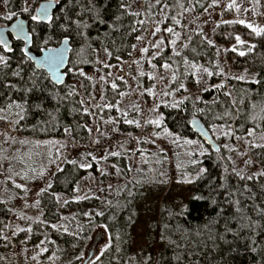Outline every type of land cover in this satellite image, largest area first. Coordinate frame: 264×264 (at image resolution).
Instances as JSON below:
<instances>
[{
  "label": "trees",
  "instance_id": "trees-1",
  "mask_svg": "<svg viewBox=\"0 0 264 264\" xmlns=\"http://www.w3.org/2000/svg\"><path fill=\"white\" fill-rule=\"evenodd\" d=\"M122 1L61 0L50 23L33 22L30 14L23 12L24 0H8L7 4L10 13L23 15L29 20L36 52L45 46L58 45L66 36L71 39L73 48L67 68L68 78L74 75L71 69L96 68L99 62L97 51H107L108 65L99 67L104 72V99L111 107H97L96 113L101 118L118 117L114 106L126 91L127 82L119 77L112 82L110 69L132 57L138 37L147 27V24H137L134 14L122 7ZM212 2L145 0V9L152 21L156 19L158 8L164 4L168 8L166 21L162 24L166 46L154 62L159 68L169 64L173 69L175 79L169 90L184 94L181 85L192 79L188 62L210 71L211 88L204 92L201 103L185 97L179 105L160 106L164 124L182 137L190 138L199 137L192 128L194 118H199L211 134L218 124H233L237 135L252 130L264 131V30L256 33L242 24L224 23L215 32L218 44L209 43L200 28L193 30L179 50L173 43L174 31L179 29L187 8L192 6L199 15ZM30 9L31 14H35L34 7ZM12 20L0 17V24L7 25ZM238 34L246 41L236 42ZM219 44L232 45L227 57L235 70L256 77V81L228 77L234 99L228 87L222 84L224 75ZM23 47L24 42L14 40V51L6 52L7 67L0 66V109H3L0 118L10 122L22 135L34 139L70 136L75 142L88 143L92 138L93 117L85 111L75 86L69 81L57 86L44 70H37L31 61L22 60L20 49ZM0 51H3L2 46ZM18 66L23 71L20 77H14L10 70H17ZM150 72L146 70L137 77L141 91L147 92L155 83ZM79 79L82 93L93 99L95 80L88 76H79ZM6 84L16 87H5ZM13 101L20 104L23 111L15 105L9 108L8 104ZM121 130L136 133L138 129L135 125L122 124ZM251 156L255 165L262 167L258 174H241L221 144L218 151L211 147L208 153L188 165V171L195 177L194 194L186 207L169 202L162 204L159 221L151 224V230L157 231L156 239L161 244L157 252H133L132 249L133 228L139 220L147 188L145 184L132 180L128 157H111L127 181L107 192L104 200L76 197L79 181L88 171H95L94 163L91 168H85L78 160H65L48 188L39 194L40 219L34 221L29 230L16 233L14 241L19 244L45 241L49 245L47 256L55 254L61 264H77L80 250L89 242L94 229L103 226L108 233V244L91 264H264V175H261L264 173V144L253 148ZM201 168L206 171L197 175ZM59 194L71 199L61 204ZM11 212L8 204L0 199V264L6 263V255L12 247V241L4 238ZM65 216L68 219L66 226L62 223Z\"/></svg>",
  "mask_w": 264,
  "mask_h": 264
},
{
  "label": "rangeland",
  "instance_id": "rangeland-1",
  "mask_svg": "<svg viewBox=\"0 0 264 264\" xmlns=\"http://www.w3.org/2000/svg\"><path fill=\"white\" fill-rule=\"evenodd\" d=\"M43 0H24L25 6L36 9ZM57 1V0H56ZM61 0H59L60 2ZM8 4V2H7ZM5 0H0V17L8 11ZM145 0H123L122 5L134 14L139 26L147 24L144 34L138 39L132 57L122 64L111 66L110 78H122L127 82V89L114 106L118 117L108 118L97 115L99 105L110 108L104 99V72L99 67L107 64V51H97L98 66L96 68L71 69L74 74L69 83L75 86L81 95L87 111L93 117L90 126L92 138L88 143H78L68 136L65 139H34L14 130L11 123L0 118V199L11 208L10 224L4 238L12 241V247L6 255L5 264H61L55 254L47 256V242L21 244L14 241L16 233L29 230L34 221L41 217L38 197L41 191L48 188L54 174L61 168L65 160H78L85 168L95 171L81 178L77 186L79 199L96 197L105 199L107 192L126 183L121 176V169L111 161L113 155H125L129 160L132 180L146 185L147 194L141 203L140 217L133 228V252L150 250L157 252L161 244L157 241V231L151 230L153 221H159L161 206L169 202L177 207H186L194 194V175L188 171V165L208 153L211 147L200 137H182L164 124V116L160 112L163 104L179 105L185 97L192 98L197 104L203 101V94L211 88L210 71L202 66L188 62V79L183 85V95L170 91L169 85L175 79V73L169 64L159 68L154 58L166 46L162 24L168 12L164 4L158 8L156 19H149L145 9ZM17 17L15 14L12 19ZM244 21L245 23H240ZM224 23H237L247 26L254 32L264 30V0H213L210 7L197 15L192 6L186 10V16L180 22L179 29L174 31V44L177 50L182 48L191 37L195 28L203 30L205 37L218 44L216 29ZM5 23L0 24L4 26ZM159 29V31H157ZM34 33V32H33ZM237 36L243 42L246 38ZM38 39H35V41ZM237 42V40H236ZM221 49L220 65L224 75L222 84L234 99L229 87L228 77H243V80L256 81L254 74L235 70L227 53L232 45L219 44ZM147 49V51H142ZM0 55L7 57L6 52ZM1 66V65H0ZM150 70L155 83L147 92L141 91L137 85V77ZM79 76H88L95 80L90 100L81 90ZM159 121V123H153ZM122 122V123H121ZM122 124L137 127L136 133L122 132ZM212 136L225 147L241 174H258L261 165H255L251 156L253 148L264 144V131H249L245 135H237L234 125H215ZM164 154V155H163ZM61 204L70 200L65 194L58 195ZM63 225L68 219L65 216ZM72 232V229L69 230ZM154 236L151 239V236ZM108 244V233L103 226L94 229L89 242L80 250L77 264L87 258L94 261ZM92 253V254H91ZM83 254V255H81Z\"/></svg>",
  "mask_w": 264,
  "mask_h": 264
},
{
  "label": "water",
  "instance_id": "water-1",
  "mask_svg": "<svg viewBox=\"0 0 264 264\" xmlns=\"http://www.w3.org/2000/svg\"><path fill=\"white\" fill-rule=\"evenodd\" d=\"M44 3L51 4V7L49 8L48 11H49V14L52 16L53 13L55 12V10L57 9V6L59 3H57L56 0H43L40 2L38 7ZM19 22H23L25 32L31 31L29 20L26 17H24L23 15H18L8 25L0 26V30H3L5 38L12 42V45H11L12 47H13L14 40H16V39L13 35H10L11 25L14 23H19ZM46 22H48V21H46V20L42 21V23H46ZM19 41L24 42L22 39V36H21V39ZM33 43H34V36L32 39V43L27 45V47L29 48L31 55L33 57H35V59L31 60V62L33 63L35 68L37 70H44L48 74V76L50 77V80L54 84H56L57 86L64 85L66 83V81H68V79H69L67 68L69 67L71 52H72V48H73L71 39L69 37L67 40H65V38H63L58 45L47 47L48 50L62 51L63 63L60 64L59 66H56V67L50 66V64L47 62L37 63V61H43L44 57L49 55V51H46L45 48H43L40 52H36L35 50H33ZM24 47H25V43H24ZM192 128L195 131V133L200 138H202L210 147H212L216 151L219 150V145L217 144V142L213 138L210 131L204 126V124L202 123V121L199 118H194L192 120ZM90 258H92V256L87 258L82 264H88Z\"/></svg>",
  "mask_w": 264,
  "mask_h": 264
},
{
  "label": "snow or ice",
  "instance_id": "snow-or-ice-1",
  "mask_svg": "<svg viewBox=\"0 0 264 264\" xmlns=\"http://www.w3.org/2000/svg\"><path fill=\"white\" fill-rule=\"evenodd\" d=\"M8 0H5V4H7ZM57 3H59V0H57ZM51 7V4L49 3H44L41 4L37 9H36V13L37 14H31V9L28 6H25L23 8V12L29 13L30 14V18L33 22H42V21H48L49 23L52 21L53 17L49 14V8ZM123 7V5H122ZM15 15V13H9L6 16H4L3 18L6 20H11L12 17ZM99 19V17H97ZM101 23H103V20H100ZM178 22V21H177ZM76 23L79 24V21H77ZM240 23H245L244 21H240ZM248 27H252V25H248ZM157 31H159V29H157ZM169 32L172 31V29H168ZM10 35H13L15 37V39L17 41H19L22 39L25 43V47L21 48L20 51L22 52V60H28L31 61L33 59H35V57H33L30 53L29 48L27 47V45L32 43V39H33V32L29 31V32H25L24 31V25L23 22H19V23H14L11 25V32ZM68 37H65V40H67ZM139 39V37H138ZM236 40L238 43H242V41L240 40V37L237 36ZM175 41H173L174 43ZM209 43H211V41H209ZM12 42L8 39L5 38L4 36V32L3 30H0V46H2V50L5 52H13L14 49L11 46ZM135 47V46H133ZM45 50L49 51V55L44 57L43 61H37V63H49L50 66L56 67L59 66L60 64L63 63V54L62 51H57V50H48L47 46H45ZM142 51H147V49H142ZM241 55H243V53H241ZM0 65H3L5 67H7V57L0 55ZM168 65H165V67H167ZM11 71V75L14 77H20L21 73L23 71L22 68H20L18 66L17 70H10ZM33 75H35V72H33ZM238 79H243V77H237ZM5 87H16V85L14 84H6L4 85ZM116 85L113 84V87H115ZM181 87H183V85H181ZM25 91H29V89H25ZM13 105H15L16 107L20 108L21 111H23V107L20 104H17L15 101L11 102L8 104V107L11 108ZM37 107H39V105H37ZM0 111H3V109H0ZM85 111H87V109H85ZM153 123H159V121H153ZM193 163H195V161H193ZM81 167H84V165H81ZM206 170L201 168L200 172L197 173V175H199L200 173L205 172ZM261 175H264V173H261ZM248 179H252V177H248ZM55 227V226H54ZM163 238V237H162ZM105 247H107V245H105ZM83 255V254H81ZM91 264V262H90Z\"/></svg>",
  "mask_w": 264,
  "mask_h": 264
},
{
  "label": "flooded vegetation",
  "instance_id": "flooded-vegetation-1",
  "mask_svg": "<svg viewBox=\"0 0 264 264\" xmlns=\"http://www.w3.org/2000/svg\"><path fill=\"white\" fill-rule=\"evenodd\" d=\"M14 19H15V18H14ZM14 19H13V20H14ZM13 20H12V21H13ZM12 21H11V22H12ZM7 25H8V24H7ZM90 259H91V258H90ZM88 264H90V263H88Z\"/></svg>",
  "mask_w": 264,
  "mask_h": 264
}]
</instances>
